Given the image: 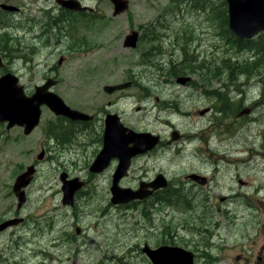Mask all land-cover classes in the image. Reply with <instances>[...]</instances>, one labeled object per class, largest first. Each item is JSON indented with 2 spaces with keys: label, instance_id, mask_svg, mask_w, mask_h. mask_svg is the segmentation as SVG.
Listing matches in <instances>:
<instances>
[{
  "label": "rangeland",
  "instance_id": "obj_1",
  "mask_svg": "<svg viewBox=\"0 0 264 264\" xmlns=\"http://www.w3.org/2000/svg\"><path fill=\"white\" fill-rule=\"evenodd\" d=\"M134 2L129 12L113 21L82 26V52H61L69 36L55 49L34 42L32 30L24 34L21 29L0 26V32L12 38L9 46L14 51L9 53L15 61L11 68L21 84L32 91L49 74L44 61L55 62L61 81L54 90L71 107L94 115L85 133L77 131L75 140L70 138L82 146L80 152L64 154L48 139L49 128L62 122L46 106L39 125L28 135L21 126L8 128L7 122L0 123V215L9 206L16 207L12 190L16 177L38 163L19 213L26 219L18 251L15 255L2 252L4 264H152L142 251L145 244L184 247L196 253L195 264H264V58L262 65L244 74L182 73L178 76L190 75L192 80L180 83L177 76H171L175 71L171 63H181L186 57L182 49L173 50L168 43L161 48V43L150 38H141L134 49L122 46V35L133 22L142 26L151 18L147 1ZM74 39L71 34L70 44ZM250 46L254 48L242 53H228L225 44H220L214 50L188 54L215 68L227 59L230 65L261 57L264 36ZM15 47H20L18 54ZM61 56L68 58L59 65ZM232 76L238 77L229 80ZM125 81L133 85L110 94L103 89ZM216 89L221 99L212 94ZM206 108L210 111L201 114ZM245 108H252L251 113L237 117ZM108 113H118L136 131L161 136L158 146L132 159L120 185L136 189L141 180L163 173L177 194L168 199L162 194V201L151 197L112 203L118 160L101 173L90 171L102 148L99 130ZM49 147L56 153L46 152L38 160L41 149ZM63 170L86 181L73 206L62 202ZM190 173L206 176L208 183L186 179ZM180 194L187 196V204L183 199L175 201ZM10 237L11 230L0 234V250H11Z\"/></svg>",
  "mask_w": 264,
  "mask_h": 264
},
{
  "label": "flooded vegetation",
  "instance_id": "obj_2",
  "mask_svg": "<svg viewBox=\"0 0 264 264\" xmlns=\"http://www.w3.org/2000/svg\"><path fill=\"white\" fill-rule=\"evenodd\" d=\"M140 1L142 2L147 1V7L149 8V12L150 10H152L153 15L150 13L151 18L148 19L142 26L136 25L133 22V26L129 27L128 28L129 30L123 33L122 35L123 38L122 37L119 38V39L122 38L121 39L122 46L124 48H132V49L137 48L141 41V38H144V40L145 39L149 40L150 38V41L151 40L158 41L159 43L162 44L160 46L161 48L162 47L166 48V44L168 43L167 45L170 46L173 50H178L180 48L182 49V51L180 52L187 54L186 57L184 55L183 60L187 63H191L192 68L190 73H193V75L202 76L203 73H210V71L213 70L214 68H209L205 62L201 63L197 57L191 56L188 53L194 51L206 52L209 50H214L215 46L219 47L220 44H225V47L228 48L227 50H229L227 51L228 53H242L243 51L250 50L249 49L250 44L252 43L251 40L264 36V32H260L255 38L247 39V38L238 37L232 31L230 26L229 0H157V1L140 0ZM243 1L246 2L243 8L245 10V15L246 16L254 15L256 12L249 5L250 4L254 5L255 2L260 0H243ZM6 5L14 6L16 9H9L5 7ZM133 5H135L134 0H0V24H1L0 26L5 27L4 29L7 28L12 30L16 29L18 31L21 29L23 30L24 34L27 33V31L32 30L34 32V36H33L34 42H38L40 44L49 47L53 46L55 49L60 48L61 46L64 45L65 37L69 36L71 41V34H73V36L75 37L74 43L70 44V41L67 42V45L61 48V52L62 53L79 52V51L82 52V26L88 25V27H92L104 21H113L118 16L129 12L130 7H132ZM133 16H135V14H131L132 20H134ZM82 18H84V21H82ZM134 25H136L137 28L134 27ZM70 31L72 32L71 34ZM134 32L138 33L139 36L138 44L136 47H129L126 45V39L129 34H133ZM2 34L3 33L0 32V35ZM216 36L218 39L217 42H215ZM11 40L12 39H10V41ZM17 40L18 41L21 40V37H18ZM11 49L12 48L10 46H9V50H4L0 48V58H1L0 64H2L0 65V77L8 73L16 74V72L13 71L11 68L13 62L15 61L13 55L9 53ZM14 49L17 51L18 54L20 47L18 48L15 47ZM53 52L55 53V51ZM66 58H68V56L67 57L61 56V58L58 61V64L59 65L62 64L63 60ZM44 64L49 67V74L48 76H46V78L44 79L41 85L50 82L52 86L49 88V90L58 94L54 90V87L58 85L59 82L61 81L59 76L60 71L59 68L57 67L58 65L55 62L50 63L48 60H45ZM199 64H202V66L199 67ZM236 77L238 76H234L232 78L228 77V79L230 80ZM200 81L204 83L207 82L204 80H200ZM19 83H20V78H19ZM122 83L106 84V85H118ZM22 85L24 86L25 93L27 95H32L34 93L35 87H37V85L39 84H36L32 91L29 90L30 87L28 88L24 84ZM250 109L252 111V108ZM76 110H78L81 113L83 112L82 110L79 109ZM241 111L242 110H240V112ZM109 114L111 113H108L105 116L104 128L102 129V131L99 130V137L102 141V148L104 144L105 120ZM89 115L93 116V118L90 120L82 119V120L74 121L75 122L74 125L79 124L78 125L79 127L75 128L74 130L71 129L66 130L64 127H60L57 128L56 132L59 133L63 131L61 135L48 138L53 141L52 142L53 144H56L58 146L59 148L58 152H60V154H64L66 151L69 152L70 150H77V149H79L80 152L82 146L79 147L76 142H75L76 144L73 142L75 140V134L77 131L79 132V135H82L83 132L85 133L84 129H86L88 126H91V124L93 123L94 115L93 114H89ZM57 121H61V119L59 118V120ZM0 123H4V122H0ZM134 131L140 133V131H136V130ZM69 134L72 135L74 139L73 141L70 140L71 137L68 138ZM73 144L74 146H71ZM129 145H133V143H130ZM46 152L52 154V153H56V150L53 147H49L48 150L42 148L41 151L37 154V159L42 160L45 157ZM114 160L115 158L112 160V162H114ZM30 167H34V173L32 175L33 177L28 185L21 188V190L25 191V202L22 203L21 206H19L20 199L18 194L15 192V184L18 177L23 173L27 172ZM37 168H38V163L30 164L29 166H27L25 171L21 172L16 177L12 187L15 197L17 198L16 207L13 208L14 205L13 206L11 205L8 208L9 211H5L3 214L0 215V226L6 223L7 221L10 220L12 221L8 226H6L3 229H0V234H3L11 230V237L8 239V242L12 244L11 250H5V249L0 250V264L5 263V259L1 254L2 252L5 253L4 251H8L9 253L15 255L18 251V244H19V240L21 239L20 233L22 231L21 225L25 222L26 219L24 217L19 216V213L21 212L24 204L27 202V199L29 197V194L27 193V188L31 186L33 178L35 177V173L37 172ZM63 173H67L68 175L66 180L75 177H78L80 180H82L79 176L70 177V174L66 170H63L60 173V180L62 182V191H63L64 183L61 179V176ZM158 174H163V173H158ZM81 189L82 188L77 190L74 196ZM160 191L156 190L153 191V193L151 194L155 196ZM182 197L187 202V196L182 195ZM63 198H64V192H63L62 202H63ZM63 204L65 203L63 202ZM210 233L211 231L208 232V234ZM17 235L18 238L13 239V236H17ZM215 262L217 263V261H214V263Z\"/></svg>",
  "mask_w": 264,
  "mask_h": 264
},
{
  "label": "water",
  "instance_id": "obj_3",
  "mask_svg": "<svg viewBox=\"0 0 264 264\" xmlns=\"http://www.w3.org/2000/svg\"><path fill=\"white\" fill-rule=\"evenodd\" d=\"M260 1L255 2L254 5H249L256 13L252 16H246L245 10L243 9L246 3L245 1L229 0L230 26L239 37L252 38L259 32H264V0ZM5 7L16 9L11 5H6ZM138 39V33L134 32L133 34H129L126 39V45L136 47ZM190 79V76H180L177 81L185 84ZM132 83V81H128L118 85H105L104 90L108 93H113L116 90L131 87ZM51 86L52 84L50 82L37 86L32 95H27L24 86L19 84L18 76L13 73L1 76L0 122H7L8 128L14 125L23 126L25 134H30L40 123L42 105L44 104L56 115L64 116L70 120H90L93 118V116L83 112L81 113L66 104L58 94L49 90ZM208 110L209 108H206L201 110L200 113L205 114ZM250 111V108H245L239 115L249 114ZM173 136L174 139L178 138L176 132ZM160 141L159 135H154L150 132L138 133L127 127L121 122L120 116L117 113H111L106 117L103 148L91 165L90 170L92 172H102L110 165L113 158L118 159V165L113 175V185L111 187L113 193L111 201L113 203H128L134 199H142L153 193L147 187H152L155 190L165 188L168 185V181L163 174H158L156 179L150 183L142 181L138 190L123 188L119 185L121 178L128 174L132 158L154 148ZM130 143H133V145H129ZM33 173L34 167H30L16 181L15 192L20 199L19 206L25 202V191L21 190V188L30 183ZM67 176V173H63L61 176L64 183L63 202L73 205L75 192L82 188L85 182L78 177L66 180ZM189 178L200 184L207 182L206 177L197 173H191ZM11 222L10 220L2 224L0 229L5 228ZM142 251L148 256L152 264H194V253L180 246L161 245L152 248L148 244H145Z\"/></svg>",
  "mask_w": 264,
  "mask_h": 264
},
{
  "label": "trees",
  "instance_id": "obj_4",
  "mask_svg": "<svg viewBox=\"0 0 264 264\" xmlns=\"http://www.w3.org/2000/svg\"><path fill=\"white\" fill-rule=\"evenodd\" d=\"M10 39H12V38H11V36L7 32H5L2 35H0V48H2L4 50H9V41H10ZM12 50H13V48L10 51H12ZM261 54H262L261 57H258V56L254 57V59H255L254 61H251V59L250 60L247 59V60L244 61L245 63L233 61L230 65H228L227 62H229L231 60L230 59L229 60H224L223 61L224 62L223 65L216 66L210 72H212L213 74H215V76L218 73H222L223 74L224 72H229L230 75H233V74H236V73H237L236 75H239V72L238 71H240V72H242L244 74L245 71H247V69H255V65H258V64L262 65V61H263V58H264V52L261 51ZM183 61L184 60H182L181 63H177V64H174L173 62L171 63L172 66H173V69L175 70V71H173L171 73V76H173V75L174 76H177V75L182 74V73H190L191 72V68H192L191 63H187V62H185V61L183 62ZM201 66H202V64H199V67H201ZM231 68L233 70H230ZM218 93L219 92L217 91V89L215 90V92H214V90L212 91V94H214V96H215V94L218 95ZM219 98L221 99L220 96H219ZM227 105L228 104L225 103V105H223L220 109L222 111H224L227 108ZM61 120H62L61 121L62 123L59 124L57 126V128L64 127L66 130H69V129L74 130L75 128H77L76 125H74L75 124L74 121H70V120H67L65 118H63V119L61 118ZM57 128L54 127L49 132L50 133L49 135H51V136H59V135H61L63 133V131L57 133L56 132ZM70 137H72L71 134L68 135V138H70ZM175 191H176L175 188L170 187L169 189L164 190L162 194H163V196L166 197V199H168L171 196L177 194V193H174ZM162 194L159 195V198L161 199V201H162V198H161ZM181 199H183L182 194H180L179 196H177V200H175V201H179ZM184 202H185V204H187V202L185 200H184Z\"/></svg>",
  "mask_w": 264,
  "mask_h": 264
},
{
  "label": "bare ground",
  "instance_id": "obj_5",
  "mask_svg": "<svg viewBox=\"0 0 264 264\" xmlns=\"http://www.w3.org/2000/svg\"><path fill=\"white\" fill-rule=\"evenodd\" d=\"M195 57V55H193ZM184 62V61H183ZM197 65V64H196ZM170 76V75H169ZM174 76V75H173ZM178 76V75H177ZM233 77V76H232ZM170 205V204H169Z\"/></svg>",
  "mask_w": 264,
  "mask_h": 264
}]
</instances>
